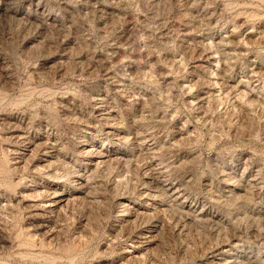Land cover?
<instances>
[{
    "label": "rangeland",
    "instance_id": "obj_1",
    "mask_svg": "<svg viewBox=\"0 0 264 264\" xmlns=\"http://www.w3.org/2000/svg\"><path fill=\"white\" fill-rule=\"evenodd\" d=\"M0 264H264V0H0Z\"/></svg>",
    "mask_w": 264,
    "mask_h": 264
},
{
    "label": "bare ground",
    "instance_id": "obj_2",
    "mask_svg": "<svg viewBox=\"0 0 264 264\" xmlns=\"http://www.w3.org/2000/svg\"><path fill=\"white\" fill-rule=\"evenodd\" d=\"M159 186V185H158ZM173 189V188H172ZM167 190V189H166ZM171 190V189H170ZM174 190V189H173ZM174 193V194H173ZM173 196H175V198H177V197H179V195H178V190H176L175 189V191L174 192H172L171 193ZM178 195V196H177ZM56 196V195H55ZM61 201V200H60ZM50 205V204H49ZM52 206V205H51ZM128 213H130V212H128ZM126 215H128V214H126Z\"/></svg>",
    "mask_w": 264,
    "mask_h": 264
}]
</instances>
